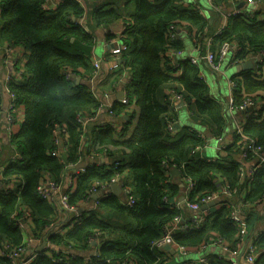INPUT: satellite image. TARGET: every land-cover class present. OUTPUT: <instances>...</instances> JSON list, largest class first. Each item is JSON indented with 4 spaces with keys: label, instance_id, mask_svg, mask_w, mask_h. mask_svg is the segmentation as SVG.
<instances>
[{
    "label": "trees",
    "instance_id": "obj_1",
    "mask_svg": "<svg viewBox=\"0 0 264 264\" xmlns=\"http://www.w3.org/2000/svg\"><path fill=\"white\" fill-rule=\"evenodd\" d=\"M46 1L0 0V43L7 47L20 45L29 52L20 66V75L6 83L16 104L23 108V121L10 135L6 147L0 145V164H4L0 169V185L16 179L12 190L0 187V250L5 252L9 250L5 249L7 246L20 245L27 235L41 239L51 224L73 215L74 212L56 210L38 195L36 187L44 174L62 184L69 171L66 163H81L91 152L105 156L109 165L97 164L95 158L86 159L85 171L78 175L76 187L69 193V202L76 208L86 202L85 207L79 208L82 219L65 227L63 234L49 232L47 239L60 249L53 250L52 257L41 252L30 264H163L164 251L153 242L163 233L165 223L178 213L189 212L163 200L164 196L173 199L180 191L176 177L166 172L165 164H182L181 173L195 181L188 196L190 201L215 191L218 182H225L240 191L233 203L237 198L246 203L241 210L247 231L255 215L264 221V209L258 212L254 208L264 194V165L238 183V166L245 162V158L237 157L239 135L231 132L233 143L226 145L224 154L216 159L195 158L189 151L203 143L200 133L193 126H185L177 139L172 140L174 132L166 125L176 118V111L167 99L164 103L159 100L165 89L177 90L188 112L197 115V123L204 128L202 132L223 135L226 121L223 99L211 96L204 79V62L200 59L194 64L189 56L175 55L177 65L165 53L184 52L188 46L184 41L189 38L190 47L193 51L196 47L200 57L207 51L216 55L223 42H235L232 57L243 59L262 52L264 59V17L258 18L253 11L231 14L217 34L215 20L210 23L195 4L185 5V0H122L121 4L117 0H98L90 13L95 25L111 24L125 17L121 37L125 49L121 58L130 78L125 91L138 108L137 122L126 137V120L117 122L121 125L117 132L96 119L85 127L76 121L77 112H92L99 105L98 91L94 90L98 88L75 83L73 77L85 80L94 73L93 63L89 62L93 35L77 22L87 15V10L82 0H60L56 6L44 8ZM230 1L211 0L210 6L221 12L216 9ZM170 24L180 29L173 38L168 33ZM207 30L212 34L207 35ZM261 64L257 77L254 70H240L232 74L230 81L233 105L240 103L244 94L261 102L246 117L242 131L264 150ZM67 71L74 75L66 78ZM112 73L117 80L118 75ZM110 110L121 116L128 113V103L116 102ZM116 117L110 115L109 123L116 122ZM57 123L64 124L67 131L66 137H61L62 160L52 153L56 147L52 130ZM81 133L86 136L84 142ZM15 153L19 157L9 159ZM248 156L245 164L252 160L250 153ZM114 174L130 186L132 204L126 202L121 192L88 197L95 183L108 185ZM217 205L198 228L175 233V242L188 248L220 238L230 248L234 247L239 228L230 219L226 203ZM23 208L29 211V217L22 218ZM19 217L25 219L28 232L17 226ZM92 237L98 240L95 253L84 256L82 252L93 245ZM251 240L258 252L253 264H264V229ZM0 264L14 263L0 254ZM204 264L227 262L217 257Z\"/></svg>",
    "mask_w": 264,
    "mask_h": 264
},
{
    "label": "built area",
    "instance_id": "obj_2",
    "mask_svg": "<svg viewBox=\"0 0 264 264\" xmlns=\"http://www.w3.org/2000/svg\"><path fill=\"white\" fill-rule=\"evenodd\" d=\"M60 0L54 1V0H47L44 3V8H52L58 4ZM211 0H209L210 2ZM232 2L234 0H231ZM237 1V0H235ZM259 0H249V3H254ZM260 2V1H259ZM195 7L200 11V13L203 15L202 9L195 5ZM239 8L233 12H227L226 13V18L222 22V26H220L217 29V34H220L222 29L224 28V25L226 24L227 17L231 14L235 13H241ZM247 13L250 14V11H246ZM77 22L81 23V20H78ZM126 27V24H123L121 30L119 31V41L116 46H113L109 52H107L104 57H101V60L105 58L109 59L110 57L112 58V61H114L113 66H111L109 69L114 72L115 74L118 75V78L116 82L119 84V81H124V84L126 85L130 78L127 70L124 67V60L121 58V51L125 49V45L121 41V37L123 35V31ZM180 32L179 28H176L175 24H170L168 33L169 37H175L176 34ZM7 47V46H6ZM10 49V47H7ZM236 48V43L235 42H223L218 51L216 52V55L211 52L207 51L203 56H198L197 52L195 51L196 47L194 48V55H190V60L194 64H198V61L200 59L208 65V67L214 71V72H221L222 71V66L225 61H228L229 57L230 60H232V63H237L240 62L244 59L249 58L252 62H255V65L253 70L255 73V77L260 74V63H262V67L264 66V59H263V53L259 52L257 54H250L246 56L243 59H237L232 57V54L234 49ZM8 49V51H9ZM232 52V53H231ZM170 60L173 62V56L176 54L175 52H166L165 53ZM100 59L93 61V66H94V73L96 74L97 70L100 69ZM111 61V60H110ZM228 63V62H227ZM20 66L18 64L13 63L12 69H10V72L6 75V83L8 80H10L12 77H17L20 75ZM66 78L72 77L74 74H72L70 71L66 72ZM92 78V76H91ZM90 78V80H92ZM261 78V77H260ZM206 80V78H204ZM5 83V86H6ZM92 81H90V86L92 85ZM233 86V82L230 81V78L228 79V87L231 90V87ZM92 89H94L91 86ZM7 89V87H6ZM8 96H9V101L5 110V120H6V131L10 137V135L14 132H16L19 128V119H18V111L22 108L21 105L16 104V101L14 100V94L9 92L7 89ZM107 94V93H104ZM103 94V95H104ZM168 101H170V104L173 106V109L176 108L177 103L176 102H181L182 100V95L175 89H169L168 91ZM119 103L121 104H127L129 102V99L125 94L122 96V98L119 99ZM260 101H257L256 99L253 98V95L250 94H244L242 101L236 105L232 104V96L230 95L228 98V110L230 112L234 113H240L242 115V119L237 122L233 128V131L235 134L239 135V138L237 140V144L239 145L240 149V157L242 159L245 158V162L241 163L238 166V183H243L245 179V176H251L253 175L254 171L257 170L259 167L264 165V150L256 146L253 141L246 137V135L242 131V125L245 122V119L247 116H250L253 110H256L260 106ZM175 105V107H174ZM184 105V104H183ZM112 104L108 107L109 114L112 115V111L110 110ZM172 109V110H173ZM103 111V102L99 101V105L97 107V110L92 111V112H77L75 115L76 121L83 127H85L89 122L94 120L95 118H98L100 114ZM260 120V119H258ZM109 124L110 127H112L114 132H117L121 125L120 123L117 122H104L102 125ZM21 125V124H20ZM167 129L169 131L174 132L176 127H180V124L177 122V120H172L168 121L166 125ZM183 128V127H182ZM66 127L64 124H54L52 134H53V140L55 144V149L52 151V153L56 154L58 157L61 158L60 154V143H61V137H66ZM200 133V137L203 140V143L201 145H197L195 147H192L190 149V155H194V157L204 160V161H211L210 157H208L204 152L207 150V148L213 146L217 151H222L226 145L233 143V135L230 134L229 136L225 135H216V134H205L204 132L197 130V134ZM9 140V139H8ZM81 140L84 142L86 140V136L81 133ZM251 154L252 160H250L249 163H246V159L249 157L248 154ZM97 153L91 152L90 154L87 155V160H93L95 158V161L97 164H104V165H109L107 163V158L104 161H98L99 158H101L100 155H97ZM100 156V157H99ZM19 157L17 153L11 154L9 156V159L15 160ZM87 162L84 164L80 163L79 161L75 163H66L67 169L69 170L68 173L65 176L63 183H57L55 180L50 179L46 174H44L36 189L38 195L47 201L49 204L53 205L54 208L58 211H68V212H74L73 215L70 217L67 215V220L66 221H58L57 223L51 224L46 230L45 234V244L42 248H37L33 252L29 251L28 246L29 242L31 240H40L36 239L32 235H27L25 236V241L22 242L18 246H7L5 249H9L4 252V250H0V254H4L8 258H10L14 264H30V262L41 252H43V255L47 257H52L53 255V250H59V246L52 245L51 242H49V239H47L48 233L52 231L54 232H60L63 234L65 232V227H70L73 221L77 220L80 221L82 219V212L79 210L80 207H85L86 202L83 201L80 204V207L76 208L75 206L71 205L69 202V193L74 190L77 184L78 180V175L85 171ZM181 168L182 164L180 166H177L175 164H165V170L166 172L170 173L171 175H174L176 177V182L178 183V186L180 187L179 194L175 196L173 199H168L166 196L163 197V200L166 202L167 205H172L174 207H184L183 209H187L189 212L186 213H178L175 215L170 221L165 223L163 227V233L161 236L156 239V241L153 242V245L156 246L157 248L163 249V246L165 245H170L171 247L178 249L179 251H184L185 247L183 245H180L175 242L173 235L177 232H184L193 228H198L202 223L204 222L206 215L213 211L218 205L221 203H226V205L230 209L229 217L233 221L234 225L238 227V232L236 233V236L238 237L237 243L234 247L229 248L227 247V242L220 239V238H215L212 240V243L214 245L220 246L223 250L226 251V254L222 256H217L220 259H223L224 261L227 262V264H240L241 261L247 263V264H253L256 257L258 256V252L255 249V247L252 244V240H250L245 247H242L243 239L247 234V224L245 221V216L242 213L241 208L246 205L245 202L237 201L236 203H233L234 196L237 195L240 191H237L236 188H231L228 183L225 182H218L216 184V189L215 191L211 193H206L204 195H201L200 197L195 196L192 201L189 200L188 196L190 195V190L194 186L195 181L192 180L191 177L184 176L181 173ZM172 169H177V174H174L171 172ZM166 173V174H167ZM15 180L10 181L8 184H3L0 185V187L3 186L5 190H12L15 186ZM167 181V179L165 180ZM251 180H247V183H250ZM113 183H118L120 186V192L125 196V200L128 204H132L134 202V198L132 195L129 194L130 192V186L127 185V183L124 182L123 179L119 178L118 174H114L113 177L110 179V181L107 183L108 185L104 184H98L95 183L90 191L88 197H94V194L99 193L102 191L101 194H109L111 192V184ZM100 186V187H99ZM109 186V189L107 187ZM100 195V194H99ZM243 194L241 193L239 196H242ZM209 202H214V209L210 210L211 207H208L204 210L200 209V206L202 204H208ZM264 203V194L261 199H259L258 204ZM263 212V211H261ZM29 217V211L26 208H23V217ZM25 220V219H24ZM24 220H20L19 218H16V224L19 227V229L26 231L27 230V225ZM65 224H68L67 226ZM42 241V238H41ZM40 241V242H41ZM91 243L95 242L96 245L98 244V240L92 237L90 240ZM207 244V243H206ZM94 252V251H93ZM95 253V252H94ZM208 258L200 259V263L204 264L208 260ZM187 264H193V263H187Z\"/></svg>",
    "mask_w": 264,
    "mask_h": 264
},
{
    "label": "crops",
    "instance_id": "obj_3",
    "mask_svg": "<svg viewBox=\"0 0 264 264\" xmlns=\"http://www.w3.org/2000/svg\"><path fill=\"white\" fill-rule=\"evenodd\" d=\"M54 1H58V0H54ZM98 0H82V2L85 5V8L87 10V15L84 16V18H81L79 20H81V24L85 23L87 26L86 30H89L91 32V34L93 35V45L91 48V52H90V60L89 62L92 64L93 61L95 60H99L100 59V69L97 70L96 74H91L92 76V80L89 79H85V80H81L79 76H73L74 77V81L75 83H83L88 85L89 87H93L95 88V86L98 89H94L97 92V96L99 98V101L103 102V111L100 114V116L98 118H95L100 124L104 123V122H110V115H109V111H108V107L111 104H115L116 102L119 103V99L122 98V96L125 94V88L126 85L124 84V81L126 79H124L123 81H119V84L116 82V80L113 79V73L112 71L109 69L111 66H113L114 61H112V58L110 57L109 59H102L101 57H104V55L109 52V50L113 47L116 46L118 44L119 39V31L121 30L122 26H123V22L125 17H122L121 19L117 20L114 23L111 24H107V25H95L94 24V20L92 18V14L91 13V9L94 7V5L96 4ZM125 2V0H123ZM117 2H119L120 4L122 3V0H117ZM184 4H195L197 6H199L200 8H202L203 10V15L204 17L211 23L213 20H215V27L217 26L218 28L220 26H222V22L225 20L226 18V13L227 12H233L235 10H237L236 6H240L239 9L240 11H253V12H257V17L258 18H262L264 17V3L263 2H254V3H249V0H237V1H230V3L227 6H220L218 9L216 10H221V12H216L214 8H212L210 5L211 1L209 2V0H205V3H202L201 0H185ZM128 11H129V7H127ZM127 18V17H126ZM212 23V24H213ZM212 26V25H211ZM210 30V28H209ZM212 34L209 33L207 30V35ZM188 38V37H187ZM187 46L186 50L184 52L179 51V52H175L176 54H174L173 56V62L174 64L178 65V62H175V55H177L178 57H190V55H194V51L192 50V48L190 47L191 42L190 39L188 38L187 41H184ZM7 48L5 46L4 43H0V145L6 147V144L8 143V139H9V135L6 131V120H5V110L9 101V96H8V92L5 86L6 83V75L10 72V69H12V65L13 63L18 64V65H23V63L26 61V58L28 57L29 52L22 46L20 45H14L12 47ZM233 52V51H232ZM231 52V53H232ZM231 57H229L228 59V63L226 66H235L238 65L240 67L241 70H253L255 65V62H252V64L249 66L248 69H242L241 64L250 60L249 58L244 59L240 62L237 63H232V60H230ZM111 60V61H110ZM204 64V74H205V78L207 81V71H211L210 68L208 67V65L206 63ZM214 72V71H212ZM221 73H224V70L221 72H216L214 75V78L212 79V83L210 86V93L212 97L215 98H220L223 99V110L226 114V121H225V129L223 131V135L225 136H229L231 134V132L233 131L232 129L234 128L235 124L237 122H239L242 119V115L240 113H234V112H230L227 108L228 106V98L231 95V90L228 87V79L227 78V89L228 90H223L221 83L219 82V77L221 75ZM77 77L78 82L76 81ZM226 77V76H225ZM87 81V82H86ZM90 81H92V85L90 86ZM85 82V83H84ZM208 83V82H207ZM170 88L165 89V91H163V93L160 95L159 100L164 103L165 100H168V91ZM182 88H180L179 90H181ZM107 93V94H104ZM104 94V95H103ZM121 94V97H118V95ZM177 106L176 108H174L173 110L176 111V118L174 120H177V122L180 124V127H176L175 131L172 135V140H176L177 137L179 136V134L182 132L181 129L182 127L185 126H195L198 127L199 129H201L202 125L199 124H193V121H197V115L195 116V114L188 112L187 107H185V105H180V102H176ZM226 105V106H225ZM225 106V107H224ZM137 106H134L133 109L128 110V113L123 114V115H115L114 113H112V116H117L114 120L116 122H120V121H127V124H125V128H127V126L129 124L132 123V119L133 116H135V111ZM175 107V105H174ZM138 109V108H137ZM189 113V116H188ZM138 118V116H137ZM18 119H19V127L20 124L23 121V108H21L18 111ZM182 121L185 124H182ZM137 122V120H136ZM112 123V122H111ZM136 124V123H135ZM202 130V129H201ZM219 154H224L223 150L222 151H217L213 146L207 148L206 150V155L208 157H210L211 159H216L218 157ZM6 156V154L4 155ZM239 156V158L242 160V158L240 157L239 154H237V157ZM6 159V157H5ZM106 159L105 156H101V158L98 159V161H104ZM86 161V158L83 159V161L81 162L82 164H84ZM4 163V162H3ZM4 164H0V168H3ZM177 174V173H176ZM184 208V207H183ZM258 212L263 211L264 209V203H260L257 204V206L254 207ZM214 207H211L210 210H213ZM58 222V221H57ZM55 222V223H57ZM264 229V221H261L260 218L258 216H254V218L251 220L250 224L248 225V232L246 234V236L243 239V243H242V247H245V245L251 240L252 236H254L255 234H257L260 230ZM25 232H28V228ZM41 239L40 240H31L29 242V246L28 249L29 251L33 252L34 250H36L38 248V246L41 244ZM210 244H212L213 246L208 248L210 246ZM94 244L91 245V247L82 252V254L84 256H87L89 254H91L94 251ZM219 247L224 254L226 253L225 250H223L220 246L218 245H214L213 243H209V244H204L202 246L199 247H188L185 248L184 251H179L178 249H175L173 247H171V249H174V251H168L166 249H162L164 251V256H163V264H187V263H193V264H201L199 261L200 259L204 258H208V259H213V258H217V256H222L221 254H212L211 252L214 251L215 247ZM227 247H229V245L227 244ZM208 248V250L206 251V249ZM230 248V247H229ZM179 254V255H183V260H176L174 258L175 254ZM207 259V260H208ZM240 264H245V262L241 261Z\"/></svg>",
    "mask_w": 264,
    "mask_h": 264
},
{
    "label": "rangeland",
    "instance_id": "obj_4",
    "mask_svg": "<svg viewBox=\"0 0 264 264\" xmlns=\"http://www.w3.org/2000/svg\"><path fill=\"white\" fill-rule=\"evenodd\" d=\"M201 2L202 3H205V0H201ZM226 65H227V61H225L223 63V66H222V71L224 70V73H221V75L218 76L219 77V82L221 83V86H222V89L223 90H228L227 89V78L231 77L234 71H239V68H240L238 65H235V66H226ZM206 74H207V82L211 86L212 79L214 78V75H216V74H215V72H212V70L211 71H207ZM204 76H205V74H204ZM134 106H135V103L133 102V97L130 96L129 97V102H128V108H129V110L133 109ZM135 109H136L135 116H133L132 123L128 125V128H127L128 130L126 131V135H125L126 137L129 136V134H130L132 128L135 126V123H136V120H137L138 109H137V107ZM188 116H189V113H188ZM182 124H185V123L182 121ZM193 124H198V123H197V121H193ZM194 128L196 130H200V131H203L204 130V128L202 126H201V129L202 130L199 129L198 127H195V126H194ZM204 153L206 154V151ZM0 169H2V168H0ZM212 246L213 245L210 244V246L208 248H210ZM208 248L206 249V251L208 250ZM211 253L212 254H221V255H224V252L219 247H217V246L215 247L214 251H212ZM174 258L176 260H181V259L183 260L184 259L183 258V255H179L177 253L174 255Z\"/></svg>",
    "mask_w": 264,
    "mask_h": 264
},
{
    "label": "water",
    "instance_id": "obj_5",
    "mask_svg": "<svg viewBox=\"0 0 264 264\" xmlns=\"http://www.w3.org/2000/svg\"><path fill=\"white\" fill-rule=\"evenodd\" d=\"M240 6H236V8H239ZM82 25H83V27L85 28V29H87V26H86V24L85 23H82ZM252 64V61L251 60H248V61H246V62H244V63H242L241 64V67H242V69H248L249 68V66ZM241 69L239 68V71H240ZM239 71H234L233 72V74L234 73H236V72H239ZM216 73V72H215ZM78 77H77V79H76V81L78 82ZM122 95L121 94H119L118 95V97H121ZM184 104V102L183 101H181L180 102V105H183ZM171 172L172 173H174V174H176L178 171H177V169H172L171 170ZM111 192H113L114 194H118V193H120V186H119V184L118 183H113V184H111ZM102 193V191H100L99 193H97V194H94L93 196L94 197H97L99 194H101ZM215 204H214V202H209L208 204H202L201 206H200V209L201 210H204V209H206V208H208V207H213ZM45 237H46V235H43L42 236V241H41V244L38 246V248H42L43 246H44V244H45ZM92 244H94V245H96V243L95 242H93ZM163 249H166V250H170V251H174V249H171V246L170 245H165V246H163ZM245 264H247V263H245Z\"/></svg>",
    "mask_w": 264,
    "mask_h": 264
}]
</instances>
